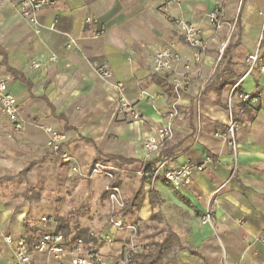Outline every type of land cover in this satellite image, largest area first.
I'll return each mask as SVG.
<instances>
[{
    "label": "crops",
    "instance_id": "0c3cea01",
    "mask_svg": "<svg viewBox=\"0 0 264 264\" xmlns=\"http://www.w3.org/2000/svg\"><path fill=\"white\" fill-rule=\"evenodd\" d=\"M49 1L53 4L38 14L36 34L12 5L0 0V79L7 81L8 92L15 96L23 123L16 132L0 114V231L22 237L27 236L26 226L36 229L28 222V189L18 178L34 171L49 174L54 168L74 180L46 146L44 130L50 127L67 135L65 150L84 172L97 162L109 164L108 156L134 160L125 168L127 177L121 183L119 178V187L126 201L133 202L132 216L141 218L146 209L149 220L161 230L169 228L179 239L181 249L174 254V264H264V248L258 241L264 228V75L259 70L264 65V1L181 0L179 7L169 10L171 17L199 25L209 38L212 32L205 14L216 7L224 16L222 30L209 42L200 79L180 95L173 139L146 164L198 165L208 159L204 170L194 172L190 186L181 191L162 179L149 187L144 178L140 180L147 188L140 183L134 191H125L143 164L141 142L163 124L169 98L167 88L155 82L164 75L152 73V57L162 46L174 43L181 62H191L190 50L160 12V2ZM87 17L97 24L86 25ZM54 21L55 30H48ZM93 31L99 32L98 38L91 37ZM70 40L74 44L67 49ZM223 44L229 46L234 84L218 94L204 88L218 66ZM255 52L259 61L247 73L246 58ZM33 63L40 67L34 69ZM100 67L112 78L101 79L96 73ZM117 82L123 83L127 100L142 117L137 124L115 115ZM166 83L170 88L168 75ZM237 83L238 92L260 97L251 116L240 117L233 108L237 122L233 152L216 134L227 126L226 99ZM146 94H163L165 99L151 106ZM89 179L103 183V191L104 178ZM150 189L155 192L152 204ZM207 209L213 221L202 225ZM0 264H11L10 249L1 239Z\"/></svg>",
    "mask_w": 264,
    "mask_h": 264
},
{
    "label": "built area",
    "instance_id": "2783aa9c",
    "mask_svg": "<svg viewBox=\"0 0 264 264\" xmlns=\"http://www.w3.org/2000/svg\"><path fill=\"white\" fill-rule=\"evenodd\" d=\"M1 1L12 5L18 15L34 27L36 34L39 33L40 28L37 18L39 12L53 4L49 0ZM158 1L160 12L172 23L175 32L190 50L191 62H181V56L176 51L174 43L159 48L150 61L153 74L169 76L171 97L166 101L163 124L146 135L141 142L144 154L143 164L136 174L148 181L149 186H152L155 180L162 179L173 189L181 191L190 186L194 172L204 170L209 162L208 159L198 165L190 162L169 167L164 162L148 166L146 164L152 155L161 152L173 139L180 95L200 79L209 42L222 30L224 16L216 7L205 14V20L212 32L209 38L205 36L199 25L186 21L181 16H170V8L179 7L181 0ZM85 24L95 26L97 21L87 17ZM55 25L56 21L49 25L48 30L54 31ZM99 35V32L93 31L91 37L96 39ZM73 44L74 40H70L66 48L70 49ZM224 48L225 44L220 46V54ZM258 61L257 52L247 56V73L256 68ZM32 67L38 69L40 65L33 63ZM259 70L264 75V65L260 66ZM96 73L101 79L112 78V74L103 67L97 68ZM237 86L238 83L230 88L226 99L227 126L223 132L216 134L226 141L233 152L236 151L235 132L237 130V122L233 118L234 102L256 106L260 97L258 94L238 92ZM115 87L117 90L115 115L137 124L142 117L136 105L127 100L123 83L117 82ZM145 97L151 106H154L156 101L165 99L163 94H146ZM0 114L6 118L14 131L23 129L16 98L8 92L7 81L4 79H0ZM44 131L47 135L46 146L49 152L59 164L67 167L68 177L89 179L100 176L104 178L103 191L106 195L107 213L104 225L100 229L84 233L66 235L59 230L57 222L47 216H42L34 223L37 230L31 241L28 240V236L15 237L0 231V239L10 249L11 264H137L138 259L148 253L149 246L140 240L138 226L134 222L127 221L124 215L125 198L119 185H114L115 177L128 174V170L97 162L89 171L84 172L78 162L65 150L67 135L50 127ZM212 221V213L207 209L200 222L202 225H211ZM258 241L264 248V228L258 235ZM107 246H114V248L105 254L102 248Z\"/></svg>",
    "mask_w": 264,
    "mask_h": 264
},
{
    "label": "rangeland",
    "instance_id": "374dc122",
    "mask_svg": "<svg viewBox=\"0 0 264 264\" xmlns=\"http://www.w3.org/2000/svg\"><path fill=\"white\" fill-rule=\"evenodd\" d=\"M134 169L137 170L138 167ZM51 170L49 174L44 171L30 172L26 177L17 179L22 183L23 188L28 189L31 199L29 224L35 223L42 216H47L56 222L62 220L64 223L61 230H66L69 234L100 229L104 225L107 213L106 197L102 191L103 183H96L95 180L87 178H73L74 180L70 181L58 170L54 168ZM119 177L121 183L127 176ZM141 178L140 175L135 174L132 185L127 186L125 191L127 189L134 191L140 183L145 187V181L141 182ZM124 198L126 202V196ZM138 209H141V206ZM142 212L141 218L132 216L130 213H126L125 217L127 221L134 222L138 226L141 241L148 246L160 243L165 232L161 230L157 222L148 219L146 209ZM113 248L114 246L103 247L102 251L107 254ZM162 264H167L166 260H163Z\"/></svg>",
    "mask_w": 264,
    "mask_h": 264
},
{
    "label": "trees",
    "instance_id": "16d2710c",
    "mask_svg": "<svg viewBox=\"0 0 264 264\" xmlns=\"http://www.w3.org/2000/svg\"><path fill=\"white\" fill-rule=\"evenodd\" d=\"M228 51L229 46L227 45L221 55L220 61L218 63V66L211 78V80L207 83L204 90L208 89H214L216 93H220L223 88L227 85H233L234 84V77H233V70L230 66V62L228 61ZM167 75L163 76V78H156L155 82L157 85H161L163 87H166V92L168 94V97H171L170 88H168V84L166 83ZM255 106H251L245 103H241L238 101L234 102V108L241 112L240 117H248L251 116L255 111ZM106 162L113 165L116 168L124 169L127 166H130L134 163V160H125L120 157L116 156H108L105 157ZM26 172H23L21 175H25ZM119 175L115 177L114 185H119ZM148 186L149 182L147 181ZM150 187V186H149ZM155 192L153 190L148 191V200L149 203L152 204L155 199ZM158 203L159 200H157ZM133 202H125V209H124V215L126 213L132 214L134 212L133 210ZM153 219L156 218L155 216H152ZM63 221L60 220L57 222L59 230H61L63 226ZM64 234L68 235L69 232L66 230H61ZM162 231L165 232V235L163 236V239L158 244H150L149 245V251L146 255L141 256L138 259L137 264H162L163 260H166L167 264H174V254L177 250L181 249V245L179 242V239L175 237L169 228L165 227V229H162ZM26 235L28 236V240H32V236H34L35 232L32 231L28 226L25 227Z\"/></svg>",
    "mask_w": 264,
    "mask_h": 264
}]
</instances>
